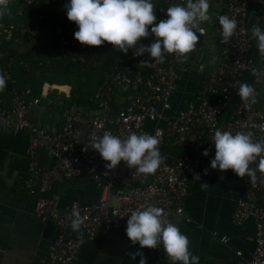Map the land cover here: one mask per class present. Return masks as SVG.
Masks as SVG:
<instances>
[{"label": "built area", "instance_id": "1", "mask_svg": "<svg viewBox=\"0 0 264 264\" xmlns=\"http://www.w3.org/2000/svg\"><path fill=\"white\" fill-rule=\"evenodd\" d=\"M263 1L210 0L211 18L199 24L204 34L186 59L166 54L162 63L146 65L142 62H152L147 54L135 57L133 52L132 56L123 53V60L108 68L85 107L65 105V99L69 102L70 98L68 85H63L67 90H61L60 85L44 82L39 96H35L29 87L17 88L11 77L18 61L9 56V50L29 47L36 40L44 44L42 32H49L53 43L66 50L63 57L70 56L71 63H86L79 53L92 51L94 46L74 39L77 26L67 19V0H9L8 14L0 17V47H5L0 51V62H4L0 72L7 77L6 88L0 92V126L12 134L25 133L30 150L41 149L50 159L49 167L30 160L24 188L34 202L35 220L57 229L47 251L30 264H75L85 243L126 227L131 211L148 205L161 208L166 220L184 219L185 200L200 160L210 164L214 158L215 147L210 140L217 129L250 133L254 142L264 140V114L237 94L244 82L254 87L257 97L264 81V57L253 50L248 28L253 18L254 25L264 29V8H258ZM177 3L186 5L187 0H164L159 4L155 8L158 20L165 18L167 8ZM54 9L58 10L57 18L48 30L42 27L44 16ZM225 15L237 21V29L227 44L222 43L219 24V17ZM152 39L141 38L140 43L148 44ZM207 42L218 43L215 61L208 62ZM51 53V47L41 48L34 59L51 57ZM43 65L48 67L49 61ZM183 73L195 74L199 86L194 101L177 110L172 98ZM8 88L7 99L3 94ZM41 102L51 112L61 108L60 128L30 120V109ZM105 132L121 139L131 132L156 135L163 163L150 175L137 173L123 161L115 168H107L109 162L90 148L93 139ZM205 149L208 156L202 154ZM258 163L259 157L249 166L255 169ZM84 178L99 190V201L89 206L73 202L60 208L55 187ZM241 187L243 197L237 200L231 222L241 226L252 220L255 246L249 259L237 251V260L232 264H264V173L257 171L255 181L245 175ZM74 213L83 221L77 231L71 227ZM219 241L226 243L227 238L222 236Z\"/></svg>", "mask_w": 264, "mask_h": 264}, {"label": "crops", "instance_id": "2", "mask_svg": "<svg viewBox=\"0 0 264 264\" xmlns=\"http://www.w3.org/2000/svg\"><path fill=\"white\" fill-rule=\"evenodd\" d=\"M206 47L208 62L215 61L218 43L207 42ZM198 80L193 73L181 75L172 98L174 109H183L194 101ZM253 106L264 114V81ZM29 118L56 128L62 124L61 108L51 112L44 102L30 109ZM32 159L46 167L51 166L43 150H30L25 133L12 134L0 126V264H30L47 251L57 233L53 224H40L34 218L35 205L24 188ZM197 174L200 180L192 179L185 200V218L168 221L176 223L187 235L190 251L200 258L199 264H232L237 260V251L244 259H249L255 246L253 221L247 220L241 226L231 222L237 200L243 197L242 177L232 170L212 169L205 160H200L195 176ZM201 182L210 187L202 190ZM54 192L59 196L60 208L73 202L89 206L100 199L99 190L89 178L56 186ZM125 229L85 243L75 264H139L141 255H135L134 259L136 253L142 254L146 264H172L162 244L156 249L141 248L129 240ZM222 236L227 238L226 243L219 241Z\"/></svg>", "mask_w": 264, "mask_h": 264}, {"label": "clouds", "instance_id": "3", "mask_svg": "<svg viewBox=\"0 0 264 264\" xmlns=\"http://www.w3.org/2000/svg\"><path fill=\"white\" fill-rule=\"evenodd\" d=\"M9 0H0V17L8 14ZM210 0H187L184 4L170 5L166 17L159 19L156 15L153 0H67L64 8L69 21L75 22L77 30L74 39L82 45L101 46L108 42L127 54L132 50L133 56L148 55L146 65L162 63L166 54H175L181 61L186 54L193 51L204 29L199 24L210 20ZM222 43L231 41L237 29V21L229 16H220ZM251 36L256 41V47L261 57H264V29L254 25ZM153 37L148 44L140 43L141 38ZM7 77L0 72V92L6 88ZM238 96L252 104L256 103L254 87L249 83H240ZM264 131V125L261 126ZM215 147L214 158L210 161L212 169L224 172L231 169L237 176L247 175L250 181L256 180V172L264 173V140L253 141L250 133L217 129L211 136ZM156 135L131 132L126 138L105 132L102 137L94 138L91 149L98 152L103 160L109 162L106 167L115 168L122 161L127 167L135 168L139 174H154L163 163ZM87 147V146H86ZM89 148V147H88ZM209 155L208 149L202 153ZM259 157L255 169L249 165ZM207 172V170H205ZM193 180H200L199 175ZM202 190L210 187L201 182ZM125 233L129 240L141 248L156 249L162 244L164 251L172 264H199V257L190 251V240L171 221L163 218V210L148 205L132 210L127 216ZM83 223L78 213L73 214L71 227L79 230ZM139 264H146L141 253Z\"/></svg>", "mask_w": 264, "mask_h": 264}, {"label": "trees", "instance_id": "4", "mask_svg": "<svg viewBox=\"0 0 264 264\" xmlns=\"http://www.w3.org/2000/svg\"><path fill=\"white\" fill-rule=\"evenodd\" d=\"M164 0H153L155 8L162 4ZM258 8H264V1L261 2ZM58 10L54 9L48 15L44 16L42 27L51 30L55 20L57 18ZM254 26V19L250 18L248 21L249 37L253 44V50L258 53L256 47V41L252 38L250 29ZM41 37L44 38L41 44L39 40L32 43L31 46L20 50H9V56H13L17 59L18 63L15 64L11 72V77L16 82V87L19 89L31 88L35 96H39L42 84L47 82L51 85L58 86L61 90H67L63 85L71 87L69 102L65 99V105L76 104L79 106H88L89 97L94 89L99 85L103 79L108 68L114 64H118L123 60L122 52L113 48L111 44L105 42L101 46H94L93 50H85L80 52L79 55L86 58V63H71L70 56L63 57L66 54V50L58 48L51 40L50 33H41ZM52 48L51 57L38 58L35 60L36 54L41 48ZM5 47H0V51ZM132 50L129 53L132 56ZM60 54V58L57 59L56 55ZM75 54V52L73 53ZM97 62L98 60V63ZM6 61V59H5ZM44 61H49L48 67L43 65ZM22 62V64H20ZM42 63V66H39ZM27 64V66H26ZM0 66L4 67V62H0ZM83 68V70H82ZM9 88L3 94V97L8 99Z\"/></svg>", "mask_w": 264, "mask_h": 264}, {"label": "rangeland", "instance_id": "5", "mask_svg": "<svg viewBox=\"0 0 264 264\" xmlns=\"http://www.w3.org/2000/svg\"><path fill=\"white\" fill-rule=\"evenodd\" d=\"M95 62H96V60H95ZM96 63H98V60H97V62Z\"/></svg>", "mask_w": 264, "mask_h": 264}]
</instances>
